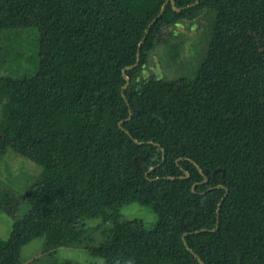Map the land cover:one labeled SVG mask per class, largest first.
<instances>
[{"label":"trees","instance_id":"1","mask_svg":"<svg viewBox=\"0 0 264 264\" xmlns=\"http://www.w3.org/2000/svg\"><path fill=\"white\" fill-rule=\"evenodd\" d=\"M204 13L211 40L194 76L142 78L165 30ZM30 29L36 73L0 75V155L42 172L21 218L0 191L16 219L0 264H24L40 238L50 255L104 264H264V0H0V68L25 58L3 34ZM134 203L154 229L123 220ZM95 219L98 244L85 233Z\"/></svg>","mask_w":264,"mask_h":264},{"label":"rangeland","instance_id":"2","mask_svg":"<svg viewBox=\"0 0 264 264\" xmlns=\"http://www.w3.org/2000/svg\"><path fill=\"white\" fill-rule=\"evenodd\" d=\"M213 16L204 13L195 22H185L173 28L166 29L163 37L151 57L149 65L145 68L142 78L154 77L165 81H177L181 77L192 78L197 68L207 57L211 40V23ZM3 37L10 41V48L20 50L25 58L14 63V67L4 64L0 68L1 76L20 77L21 75H34L39 66L38 57V30L30 29L16 32H5ZM180 47L178 62L172 60L176 54L173 45ZM23 64L24 72L19 68ZM23 72V73H22ZM1 116V109H0ZM1 119V117H0ZM42 168L14 151L0 155V191L13 193L21 201V211L17 218L23 217L30 210L26 199L27 190L37 180ZM123 220H141L147 229H154L157 216L154 211L138 203L127 205L122 211ZM16 220V219H15ZM5 212L0 210V239H8L14 222ZM86 226L87 241L98 244L102 241L100 231L95 226L102 223L101 219L88 220ZM109 226V225H108ZM91 239V240H89ZM45 239L34 240L23 247L22 260L24 264H104L101 258L91 256L87 251L64 249L59 255H50L44 252Z\"/></svg>","mask_w":264,"mask_h":264},{"label":"water","instance_id":"3","mask_svg":"<svg viewBox=\"0 0 264 264\" xmlns=\"http://www.w3.org/2000/svg\"><path fill=\"white\" fill-rule=\"evenodd\" d=\"M169 1H171L172 3H173V5H174V0H169ZM175 10L176 11H179V9H177L176 7H175ZM140 61H141V54H139V63H140ZM139 64H137L135 67H137ZM132 68H134V67H130V68H127V69H125V71H124V74H125V76L127 77V79H128V85H130V78L127 76V71L129 70V69H132ZM128 85H126L125 87H124V89L125 88H127L128 87ZM132 119V117L129 119V120H131ZM121 127L123 128V123H121ZM219 171H222L223 173H225V171L224 170H219ZM218 171V172H219ZM188 177V174L186 173V178ZM209 182V178L208 177H206V180H205V183H208ZM193 191H195V188L193 189ZM216 230H214V232H215ZM200 262H202L203 264H205L204 262H203V260H200Z\"/></svg>","mask_w":264,"mask_h":264}]
</instances>
